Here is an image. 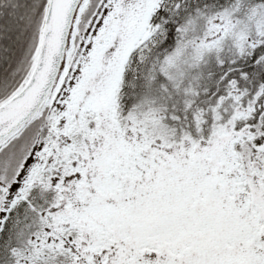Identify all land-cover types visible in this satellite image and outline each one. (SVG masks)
<instances>
[{"label": "snow or ice", "instance_id": "1", "mask_svg": "<svg viewBox=\"0 0 264 264\" xmlns=\"http://www.w3.org/2000/svg\"><path fill=\"white\" fill-rule=\"evenodd\" d=\"M0 264H264V0H0Z\"/></svg>", "mask_w": 264, "mask_h": 264}]
</instances>
